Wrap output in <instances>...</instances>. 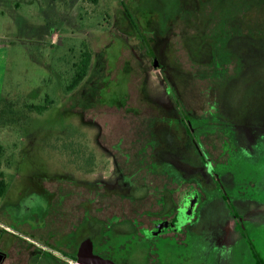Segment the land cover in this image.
<instances>
[{
  "label": "rangeland",
  "instance_id": "1",
  "mask_svg": "<svg viewBox=\"0 0 264 264\" xmlns=\"http://www.w3.org/2000/svg\"><path fill=\"white\" fill-rule=\"evenodd\" d=\"M125 1L142 34L120 0H0V170L9 183L0 199L3 249L17 236L44 247L47 239L75 247L102 229L99 215L116 212L106 209L105 190L148 194L146 186L124 183L117 167L126 165H115L123 163L125 141L137 130L147 139L157 134L158 157L171 149L191 161L166 85L197 105L204 83L195 80L204 72L217 76L210 94L219 110L207 126L219 125V117L232 131L238 150L226 165L253 166L262 200L250 206L264 224V0ZM82 42L91 49V65L66 93ZM46 95L50 108L28 110L26 103H42ZM202 122L190 125L198 130ZM60 193L68 194L63 204ZM79 200L82 225L76 230ZM127 226L113 223L115 230ZM215 244L211 250L220 252ZM32 245L19 249L24 264L55 263L58 248L49 245L52 254L42 253ZM222 252L234 263L235 250Z\"/></svg>",
  "mask_w": 264,
  "mask_h": 264
},
{
  "label": "flooded vegetation",
  "instance_id": "2",
  "mask_svg": "<svg viewBox=\"0 0 264 264\" xmlns=\"http://www.w3.org/2000/svg\"><path fill=\"white\" fill-rule=\"evenodd\" d=\"M206 78L203 86H199L201 99L197 105L183 100L170 83L166 85L174 115L184 125L185 147H189L186 150L191 161L181 160L177 150L171 149L169 156L158 157L157 134L147 139L149 135L144 137L137 130L132 140L126 139L122 149L123 163L115 161V165H126L117 167L124 183L133 188L146 186L148 194L120 193L114 190L117 186L102 193L106 209L116 212L99 215L103 218L100 220L102 229L84 237L91 240L95 254L115 264H264L258 250L264 240L257 242L264 224H259L250 206V202L262 200L258 195L257 179L252 178L253 166L226 165L228 161H235L238 147L231 129L219 117L218 122H214L219 125L207 126L206 121L218 115L219 110L217 96L210 94L217 76ZM193 120L196 124L204 122L195 130L190 125ZM110 155L115 160L114 149L110 150ZM146 196L152 199L145 202ZM67 197L68 194L60 193L61 204ZM47 198L49 193L46 201ZM78 202V222L73 223L76 230L82 225L80 200ZM28 204L26 208L33 206V203ZM37 207L32 211L33 216L38 215ZM214 207L220 209L215 211ZM119 221H127L130 227L115 230L113 223ZM5 230L0 228V239L6 234ZM82 240L75 247H68L47 239V247H44L17 236L10 246L7 245L8 249L2 248L5 242L0 240L3 253L0 264L5 260L24 264L20 250L33 246L32 243L42 253H50V246L58 248L61 256L54 254V264H76ZM215 243L221 245L220 252L211 250V244L215 246ZM232 249L236 253L234 263L226 260L222 252Z\"/></svg>",
  "mask_w": 264,
  "mask_h": 264
},
{
  "label": "trees",
  "instance_id": "3",
  "mask_svg": "<svg viewBox=\"0 0 264 264\" xmlns=\"http://www.w3.org/2000/svg\"><path fill=\"white\" fill-rule=\"evenodd\" d=\"M90 1H92L94 3L98 2V0H90ZM163 1H165V0H163ZM157 2L160 3V1H157ZM120 3L124 7V10L126 11L132 26L137 30L136 32H138V34H142L141 28L139 27V23L137 22V20L136 21L134 20L135 15H133L130 12V10L128 9L126 1L120 0ZM242 30H241V32H246V31H242ZM225 32H228V31L223 30V34ZM253 32H254V30H253ZM141 39L143 40L142 36H141ZM91 61H92L91 49L85 42H82L80 49H79L78 58L72 62V73L64 85V88H63L64 92H66V93L71 92L75 88H77V86H79V84H81V82L85 79V77L88 74V71H89V68L91 65ZM208 76H214V75H212V73H210V72H204L203 75H200L196 78L195 82L197 80H200V79H201V81L204 82V81H206V79H207L206 77H208ZM52 105H53V101H52V98L50 97V95H46L44 98V101L42 103H33V102L26 103V107L28 108L29 111H34V112H37L40 114L43 113V111L50 108ZM6 176L7 175L2 170H0V199L5 196V194L8 190V187H9V183H8ZM0 209H1V204H0ZM55 242H56V244H58V243L60 244V242H58V241H55Z\"/></svg>",
  "mask_w": 264,
  "mask_h": 264
},
{
  "label": "water",
  "instance_id": "4",
  "mask_svg": "<svg viewBox=\"0 0 264 264\" xmlns=\"http://www.w3.org/2000/svg\"><path fill=\"white\" fill-rule=\"evenodd\" d=\"M157 65V61L155 62ZM3 258V253L0 252V262ZM76 264H115L112 260L104 258L98 254H95L92 249V243L89 238L81 241L78 252Z\"/></svg>",
  "mask_w": 264,
  "mask_h": 264
},
{
  "label": "built area",
  "instance_id": "5",
  "mask_svg": "<svg viewBox=\"0 0 264 264\" xmlns=\"http://www.w3.org/2000/svg\"><path fill=\"white\" fill-rule=\"evenodd\" d=\"M0 228H4L6 229L5 225L0 221ZM58 256H61L60 252L57 250V253H56Z\"/></svg>",
  "mask_w": 264,
  "mask_h": 264
}]
</instances>
